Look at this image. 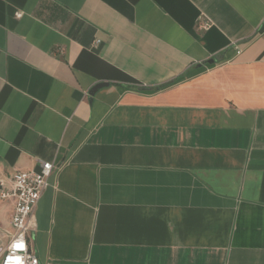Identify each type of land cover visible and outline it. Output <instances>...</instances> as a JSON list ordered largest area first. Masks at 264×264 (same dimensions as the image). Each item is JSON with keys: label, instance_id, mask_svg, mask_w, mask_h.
<instances>
[{"label": "crops", "instance_id": "obj_1", "mask_svg": "<svg viewBox=\"0 0 264 264\" xmlns=\"http://www.w3.org/2000/svg\"><path fill=\"white\" fill-rule=\"evenodd\" d=\"M40 162V264H264V0H0V179Z\"/></svg>", "mask_w": 264, "mask_h": 264}, {"label": "built area", "instance_id": "obj_2", "mask_svg": "<svg viewBox=\"0 0 264 264\" xmlns=\"http://www.w3.org/2000/svg\"><path fill=\"white\" fill-rule=\"evenodd\" d=\"M203 28H210L208 22ZM97 41L95 45L99 44ZM56 169L53 162H40L38 170L17 173L11 180L12 188L0 179V199L14 198L12 216L15 233L6 247L0 246V264H40L29 244V233L34 224L39 202L49 186V178Z\"/></svg>", "mask_w": 264, "mask_h": 264}, {"label": "water", "instance_id": "obj_3", "mask_svg": "<svg viewBox=\"0 0 264 264\" xmlns=\"http://www.w3.org/2000/svg\"><path fill=\"white\" fill-rule=\"evenodd\" d=\"M215 60H210V64H213ZM108 84L106 83H99L92 89V94L97 92L99 89L106 87Z\"/></svg>", "mask_w": 264, "mask_h": 264}]
</instances>
